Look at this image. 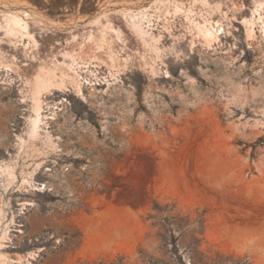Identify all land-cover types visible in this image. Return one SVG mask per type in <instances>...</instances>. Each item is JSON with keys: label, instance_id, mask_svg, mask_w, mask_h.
<instances>
[{"label": "rangeland", "instance_id": "rangeland-1", "mask_svg": "<svg viewBox=\"0 0 264 264\" xmlns=\"http://www.w3.org/2000/svg\"><path fill=\"white\" fill-rule=\"evenodd\" d=\"M22 8L0 264H264V0H0Z\"/></svg>", "mask_w": 264, "mask_h": 264}, {"label": "bare ground", "instance_id": "bare-ground-1", "mask_svg": "<svg viewBox=\"0 0 264 264\" xmlns=\"http://www.w3.org/2000/svg\"><path fill=\"white\" fill-rule=\"evenodd\" d=\"M36 13L33 9L29 8H22L18 10H0V25H4L7 28V31H17L21 33V35H29L33 37L28 30V24L30 19H35ZM37 21V20H35ZM212 27V26H211ZM211 27H206L202 30L207 37V40H212L216 37V33ZM217 32V31H216ZM81 34H73L72 39L76 40ZM91 34L89 38H91ZM67 55V54H66ZM5 66V64L0 60V67ZM41 86V84L39 85ZM40 106L39 104L36 106V113L35 116L31 118L32 123V132H36L39 122L41 120L40 117Z\"/></svg>", "mask_w": 264, "mask_h": 264}]
</instances>
